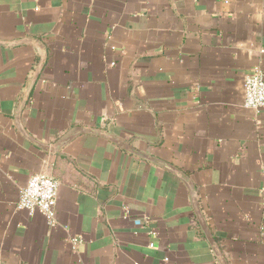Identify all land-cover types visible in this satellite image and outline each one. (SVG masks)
<instances>
[{
  "label": "crops",
  "instance_id": "obj_1",
  "mask_svg": "<svg viewBox=\"0 0 264 264\" xmlns=\"http://www.w3.org/2000/svg\"><path fill=\"white\" fill-rule=\"evenodd\" d=\"M43 46L26 132L104 130L171 164L228 263L264 264V111L244 106L264 0H0V264H219L171 172L95 135L60 153L21 135ZM37 174L60 185L56 227L16 210Z\"/></svg>",
  "mask_w": 264,
  "mask_h": 264
},
{
  "label": "water",
  "instance_id": "obj_2",
  "mask_svg": "<svg viewBox=\"0 0 264 264\" xmlns=\"http://www.w3.org/2000/svg\"><path fill=\"white\" fill-rule=\"evenodd\" d=\"M40 49L42 50L41 62L38 66V69L36 70V73L33 77V80L30 84V87L27 90V92L25 93L24 98H23V100H22V102L18 108V111L16 113V126H17L19 132L21 133V135L27 141H29L34 147H36V148H38V149H40L46 153H60L61 149H63L66 145L73 142L80 135H95V136H99L101 138H104V139L114 143L116 146L120 147L121 149L127 151L130 154H133V155L138 156L144 160H147L151 163H154V164L164 168L165 170L171 172L172 174L177 176L187 187V189L190 193L192 207H193L194 213L196 215L197 221L201 227L203 234L205 235L206 239L208 240L218 263L219 264H229L228 261L226 260L225 256H224L220 246L218 245L216 239L214 238L212 231H211L206 219L204 218V215H203L202 210H201L200 205H199L196 189H195L192 181L188 178V176L186 174H184L183 172L178 170L176 167H174L171 164H168L166 162H163V161L159 160L158 158H155L154 156H151L149 154H146V153H143V152H140V151L134 149L132 146H130V144L120 140L118 137H116V136H114V135H112V134H110L104 130L87 129V128H80V127L75 128V129H72L71 131H69L67 134H65L62 138H60L56 143H54L52 145H46V144L39 142L33 136H31V134H29L28 132H26V130H24V128L21 125V115H22L24 107L26 106V104L29 101L32 89H33L35 83L37 82L38 78L40 77V75H41V73H42V71L46 65V60H47L45 47L43 46V48H40Z\"/></svg>",
  "mask_w": 264,
  "mask_h": 264
},
{
  "label": "built area",
  "instance_id": "obj_3",
  "mask_svg": "<svg viewBox=\"0 0 264 264\" xmlns=\"http://www.w3.org/2000/svg\"><path fill=\"white\" fill-rule=\"evenodd\" d=\"M244 106L261 113L264 111V73L256 70L244 81ZM59 183L47 174L32 176L21 190L16 210L26 212L29 216H43L51 227L57 226V201ZM142 225V222L138 221ZM81 238L72 240V247L77 249ZM150 247H153L150 244Z\"/></svg>",
  "mask_w": 264,
  "mask_h": 264
}]
</instances>
